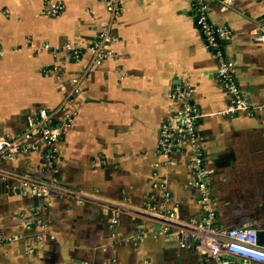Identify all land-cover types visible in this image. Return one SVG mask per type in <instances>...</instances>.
Wrapping results in <instances>:
<instances>
[{"label":"crops","instance_id":"0c3cea01","mask_svg":"<svg viewBox=\"0 0 264 264\" xmlns=\"http://www.w3.org/2000/svg\"><path fill=\"white\" fill-rule=\"evenodd\" d=\"M107 1L0 0V136L19 134L41 107L64 102L56 117L73 115L52 165L39 150L0 162L118 203L53 194L35 212L38 197L0 178V264H215L188 234L162 232L119 206L150 203L181 219L202 216L199 189L190 183L189 140L170 161L157 153L160 125L180 106L173 87L182 83L199 109V142L215 168L217 225L264 228V0L209 1L210 21L229 31L224 52L248 101L230 114L218 57L204 44L190 0H119L117 17ZM56 3L58 15L48 11ZM103 25L111 36L107 55L89 68L85 47ZM46 42L84 53L75 60L67 49L42 47ZM227 255L231 264L245 258Z\"/></svg>","mask_w":264,"mask_h":264},{"label":"built area","instance_id":"2783aa9c","mask_svg":"<svg viewBox=\"0 0 264 264\" xmlns=\"http://www.w3.org/2000/svg\"><path fill=\"white\" fill-rule=\"evenodd\" d=\"M210 0H190L192 15L199 28L204 44L208 50L218 57L217 73L223 86L229 93V103L224 113L230 114L241 108H248V101L240 88L233 71L234 63L228 59L224 52V42L229 38V31L220 25L213 24L209 19ZM221 6H229L233 0H212ZM119 0H108L106 9L117 17L120 12ZM62 5L52 4L48 11L58 15ZM264 41V25L260 28L259 37ZM111 41L109 29L103 25L92 42L85 47L91 53L89 68L99 65L107 55V46ZM58 51L67 49L75 60L81 59L84 48L71 43L53 46L49 42L42 45ZM76 81V78H73ZM74 89L73 91H75ZM172 96L180 101V106L172 118L165 120L160 125L157 141V153L166 161L176 151L184 139L190 142L189 164L192 170L190 183L199 189L198 202L202 207L201 217L181 219L176 210H163L146 203L143 206H129L122 204L119 207L128 208L133 214L150 218L165 233L188 234L194 241L199 253L206 259H212L215 264H231L232 259L228 253L244 256L242 264H251L249 259L264 263V246L257 241V227L254 225L222 227L217 225V208L210 177L215 168L210 165L204 155L198 138L197 119L199 109L191 100L190 87L177 83L173 87ZM64 102L53 108L41 107L34 116H28L27 124L17 135L0 136V160L10 158L20 152L39 150L46 158L49 165L54 163L57 144L64 136V126L69 124L73 115L66 114V119L59 120L57 112L64 108ZM0 178L15 183V187L38 197L40 201L35 204L34 211L45 209L53 194L69 197L77 202L90 201L104 206L115 204L113 200L105 197L97 190L72 188L65 186L54 177H40L27 170H18L0 162ZM37 209V210H36ZM36 214V213H35ZM39 221V220H38ZM18 238L13 235L10 239ZM4 241L0 236V242Z\"/></svg>","mask_w":264,"mask_h":264},{"label":"water","instance_id":"95a60500","mask_svg":"<svg viewBox=\"0 0 264 264\" xmlns=\"http://www.w3.org/2000/svg\"><path fill=\"white\" fill-rule=\"evenodd\" d=\"M261 17H264V14ZM257 241L264 246V228L257 229Z\"/></svg>","mask_w":264,"mask_h":264},{"label":"rangeland","instance_id":"374dc122","mask_svg":"<svg viewBox=\"0 0 264 264\" xmlns=\"http://www.w3.org/2000/svg\"><path fill=\"white\" fill-rule=\"evenodd\" d=\"M258 222V221H257ZM249 224H252V222H248ZM255 223H256V221H255ZM259 224L261 223H264L263 221L262 222H258ZM254 224V223H253Z\"/></svg>","mask_w":264,"mask_h":264}]
</instances>
